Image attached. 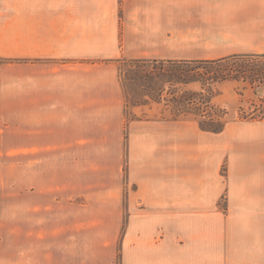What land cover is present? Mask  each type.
<instances>
[{"label": "crops", "instance_id": "0c3cea01", "mask_svg": "<svg viewBox=\"0 0 264 264\" xmlns=\"http://www.w3.org/2000/svg\"><path fill=\"white\" fill-rule=\"evenodd\" d=\"M239 53H264V0H0L20 188L17 248L0 264H264L263 127L129 123L126 204L122 170L99 159L106 115L123 123L109 59ZM4 143L0 127V160Z\"/></svg>", "mask_w": 264, "mask_h": 264}, {"label": "trees", "instance_id": "16d2710c", "mask_svg": "<svg viewBox=\"0 0 264 264\" xmlns=\"http://www.w3.org/2000/svg\"><path fill=\"white\" fill-rule=\"evenodd\" d=\"M119 71L123 84L136 86L133 106L164 105L175 121L192 118L202 131L220 133L226 126L227 112L213 103L220 95L219 86L235 84L242 96L246 91L257 95L250 109L240 107L241 119L264 121V53H239L210 60L127 59ZM125 90V88H124ZM128 98V97H127Z\"/></svg>", "mask_w": 264, "mask_h": 264}, {"label": "rangeland", "instance_id": "374dc122", "mask_svg": "<svg viewBox=\"0 0 264 264\" xmlns=\"http://www.w3.org/2000/svg\"><path fill=\"white\" fill-rule=\"evenodd\" d=\"M128 58L109 59L113 61L114 75L119 77L118 72L125 66L123 60ZM106 59V63L109 62ZM122 93L124 97L123 105V123L120 127V132L117 133L115 123L111 122L112 119H116V113L106 115V122L110 124L108 127L105 125V136L102 137V141L106 142L104 146L99 147V159L110 160L111 170H122L123 176V203L126 204L129 192L133 189V185L128 181V140H129V123L133 121H150L153 123H163L169 125L172 122V115L160 104H150L133 106L135 100H139L141 97L136 96V86L130 82L123 84L120 80ZM119 83V84H120ZM235 84L224 83L219 86L220 95L213 99V103L220 109H225L227 116L225 122L233 127H241L246 124H253L256 126L246 127V130H260L259 127L264 128L263 122H252L250 120L241 119L243 114L239 113L240 107L246 111L250 109V102L254 100L258 102L257 96H262L261 92L257 95L252 94L251 91H246L242 96H239L235 91ZM128 97V98H127ZM192 118L181 117L175 121L180 123V127L186 128V130L192 126ZM100 122L98 126H100ZM105 124V121L102 123ZM91 129L95 127L93 121H90ZM259 126V127H257ZM0 127L3 130V135L9 140V145L4 143L2 160H0V251L5 249L17 248L18 237V199H19V159H18V146H17V134H18V115L17 114H2L0 113ZM101 130V127H98ZM103 133V132H102ZM253 136V135H252ZM264 139V129L262 136ZM120 139V140H119ZM28 165V162H26ZM99 167H102V162H99ZM109 163L107 165V172L109 169ZM221 174L225 175V167L221 168ZM100 182V179H99ZM23 190V189H22ZM99 201L98 196L91 195V201ZM219 206L225 207L224 197L220 200ZM128 213V210H127ZM128 214L123 215V222L119 234L123 237ZM1 253V252H0ZM1 260V259H0Z\"/></svg>", "mask_w": 264, "mask_h": 264}]
</instances>
